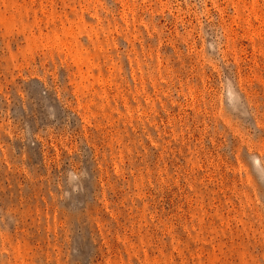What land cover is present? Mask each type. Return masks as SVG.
Here are the masks:
<instances>
[{
	"label": "rangeland",
	"instance_id": "374dc122",
	"mask_svg": "<svg viewBox=\"0 0 264 264\" xmlns=\"http://www.w3.org/2000/svg\"><path fill=\"white\" fill-rule=\"evenodd\" d=\"M0 264H264V0H0Z\"/></svg>",
	"mask_w": 264,
	"mask_h": 264
}]
</instances>
